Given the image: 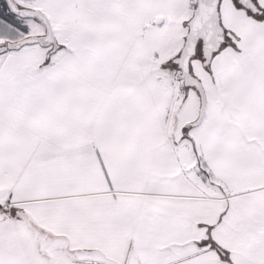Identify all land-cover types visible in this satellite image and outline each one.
I'll use <instances>...</instances> for the list:
<instances>
[{
  "label": "snow or ice",
  "instance_id": "6c2138e0",
  "mask_svg": "<svg viewBox=\"0 0 264 264\" xmlns=\"http://www.w3.org/2000/svg\"><path fill=\"white\" fill-rule=\"evenodd\" d=\"M0 264H264V0H0Z\"/></svg>",
  "mask_w": 264,
  "mask_h": 264
}]
</instances>
